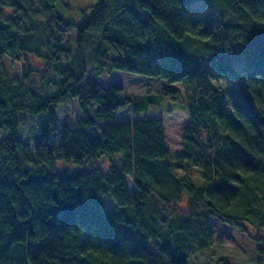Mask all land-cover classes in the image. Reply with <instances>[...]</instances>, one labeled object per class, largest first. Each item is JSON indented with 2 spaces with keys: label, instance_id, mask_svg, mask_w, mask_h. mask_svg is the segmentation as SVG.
Masks as SVG:
<instances>
[{
  "label": "trees",
  "instance_id": "trees-1",
  "mask_svg": "<svg viewBox=\"0 0 264 264\" xmlns=\"http://www.w3.org/2000/svg\"><path fill=\"white\" fill-rule=\"evenodd\" d=\"M193 1L93 0L75 21L65 0H0V264H185L212 245L210 218L264 227V0H202L217 20ZM28 55L45 63L36 79ZM85 64L180 84L162 93L187 113L181 152L141 115L157 102ZM125 110L135 118L116 120ZM25 115L32 143L18 136Z\"/></svg>",
  "mask_w": 264,
  "mask_h": 264
},
{
  "label": "rangeland",
  "instance_id": "rangeland-1",
  "mask_svg": "<svg viewBox=\"0 0 264 264\" xmlns=\"http://www.w3.org/2000/svg\"><path fill=\"white\" fill-rule=\"evenodd\" d=\"M69 4L70 11L67 15L68 18L78 21V9L87 8L92 6L93 0H65ZM193 10L200 16L205 18H213L215 20L220 19L219 7L213 10V8L202 0H195L190 3ZM216 6V4H215ZM76 34L73 29H70L66 35L65 40L68 43L75 41ZM85 52L90 51V47H84ZM28 67L31 69V77L38 78L39 71L44 67L42 59L33 55H28L26 59ZM3 64L7 72L11 75H19L21 73L22 60L12 61L7 57H3ZM88 75H93L102 85H106L110 81L120 82L122 85V93L124 96H137L146 95L149 96L154 103L150 102L149 107L141 115H145L150 118H159L164 125V139L166 148L171 156L181 152V131L184 125L187 123V113L184 106L179 100H172L168 96L163 95L162 91L165 87L171 86L180 90L182 93V86L177 83L167 84L165 81L148 75H140L128 73L122 70H113L108 73H102L100 75H94L90 73L91 65L85 64ZM239 75V74H238ZM217 85L226 84V81L216 79ZM76 101L71 99L65 106H58L55 108L54 114L56 115L57 126L62 122H70L71 118L76 114ZM32 117V118H31ZM35 116H26L25 123L21 125L19 129V137L24 134L25 139L35 131ZM135 116L130 110L119 111L116 114V120H132ZM33 129V131H32ZM29 143L33 141L27 140ZM99 165H105L106 160L104 158L97 159L95 162ZM57 167L60 169H72L73 165L68 163L58 162ZM180 174L184 173L182 169L177 170ZM193 175H196V170H190ZM129 190L131 189V178L127 177ZM182 204V203H181ZM103 206L105 209H117L118 207L110 198H103ZM211 232L213 237V243L211 246L193 253L185 264H222L226 259L227 264H264V246L261 241H257L254 237H264V227L257 228L250 224L243 223L244 231L238 230L231 224L225 223L217 217L210 218ZM260 248V253H259ZM263 249V250H262Z\"/></svg>",
  "mask_w": 264,
  "mask_h": 264
}]
</instances>
